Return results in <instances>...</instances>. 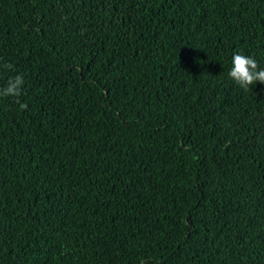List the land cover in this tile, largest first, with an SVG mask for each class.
<instances>
[{
    "label": "trees",
    "instance_id": "1",
    "mask_svg": "<svg viewBox=\"0 0 264 264\" xmlns=\"http://www.w3.org/2000/svg\"><path fill=\"white\" fill-rule=\"evenodd\" d=\"M236 53L264 68V0H0V264H264Z\"/></svg>",
    "mask_w": 264,
    "mask_h": 264
},
{
    "label": "clouds",
    "instance_id": "2",
    "mask_svg": "<svg viewBox=\"0 0 264 264\" xmlns=\"http://www.w3.org/2000/svg\"><path fill=\"white\" fill-rule=\"evenodd\" d=\"M5 69L12 70L13 65L6 63L3 65ZM228 76L242 89H248L249 86L256 82L264 84V68H259L256 59L236 53L231 59V68ZM24 84L22 75H15L7 80L6 86L0 88V96L3 97H19L21 87ZM25 107V105H21Z\"/></svg>",
    "mask_w": 264,
    "mask_h": 264
}]
</instances>
